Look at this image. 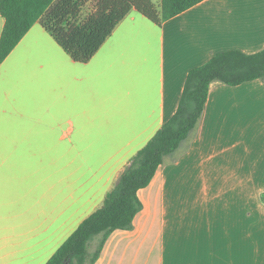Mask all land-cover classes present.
<instances>
[{
	"label": "crops",
	"instance_id": "1",
	"mask_svg": "<svg viewBox=\"0 0 264 264\" xmlns=\"http://www.w3.org/2000/svg\"><path fill=\"white\" fill-rule=\"evenodd\" d=\"M263 48L264 0H204L160 27L131 11L86 64L35 23L0 64V264H46L175 113L191 69ZM137 197L94 264H264V81L212 82Z\"/></svg>",
	"mask_w": 264,
	"mask_h": 264
},
{
	"label": "trees",
	"instance_id": "2",
	"mask_svg": "<svg viewBox=\"0 0 264 264\" xmlns=\"http://www.w3.org/2000/svg\"><path fill=\"white\" fill-rule=\"evenodd\" d=\"M204 0H0L4 24L0 64L38 23L75 63L86 64L131 12L161 26ZM264 81V48L255 54L227 51L191 69L175 113L120 172L99 209L88 216L46 264H94L111 233L130 230L141 210L137 197L166 156L174 153L199 123L212 82L238 86ZM93 244L92 248L90 245Z\"/></svg>",
	"mask_w": 264,
	"mask_h": 264
},
{
	"label": "rangeland",
	"instance_id": "3",
	"mask_svg": "<svg viewBox=\"0 0 264 264\" xmlns=\"http://www.w3.org/2000/svg\"><path fill=\"white\" fill-rule=\"evenodd\" d=\"M154 2H157V0H154ZM57 104V106H60V103L58 102V103H56ZM39 152V154H43V156H45V154H49L50 153V150H52V148L51 147H42V148H36ZM54 151H55V153L56 154H60V148H58V149H54ZM93 244H91L90 245V248H92L93 246H92Z\"/></svg>",
	"mask_w": 264,
	"mask_h": 264
}]
</instances>
